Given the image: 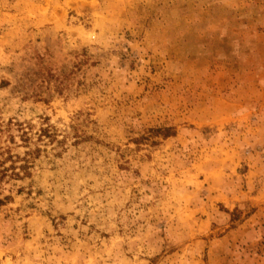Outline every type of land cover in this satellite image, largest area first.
Here are the masks:
<instances>
[{
    "label": "rangeland",
    "instance_id": "rangeland-1",
    "mask_svg": "<svg viewBox=\"0 0 264 264\" xmlns=\"http://www.w3.org/2000/svg\"><path fill=\"white\" fill-rule=\"evenodd\" d=\"M0 264H264V0H0Z\"/></svg>",
    "mask_w": 264,
    "mask_h": 264
}]
</instances>
